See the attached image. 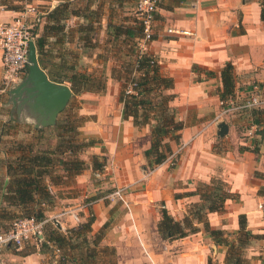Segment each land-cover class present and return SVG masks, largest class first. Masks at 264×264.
<instances>
[{
  "label": "crops",
  "instance_id": "crops-1",
  "mask_svg": "<svg viewBox=\"0 0 264 264\" xmlns=\"http://www.w3.org/2000/svg\"><path fill=\"white\" fill-rule=\"evenodd\" d=\"M263 1L158 0L152 39L143 52L156 57L161 75L173 82L165 93L174 96L170 106L176 109V119L183 128L179 144L170 142V147L175 152L185 145L173 165L165 160L144 178L152 169L143 156L151 142L148 128L138 129L131 119H123L119 97L113 119L100 115L86 122L85 134L96 136L102 141L100 146L106 149L111 161L107 172L113 174L114 188L133 186L125 196L130 213L113 211L111 219H107L109 210L114 207L95 204L90 209L95 217L93 228L103 220L111 226L113 219L103 242L116 248L118 264H207L209 259L224 264L226 246L217 245L201 227L194 234L172 241L162 239L157 232L161 209L175 221H181L187 208L199 201L197 195L190 193L213 179L223 181L235 198L226 200L221 214L207 215L209 227L237 234L238 219L243 216L245 230L263 237L253 240L255 243L251 242V246L244 249L245 258L251 264H264V236L257 210L264 199V107L218 117L222 90L220 72L226 64L233 67L234 91L230 98L234 103L243 104L254 95L264 97V21L260 17ZM15 16L14 11L0 8V26L11 22ZM85 57L92 65L90 70H96L100 59L95 55ZM23 78L6 89L3 87L0 49L1 122L15 119L3 114L2 107L4 98L7 95L11 98L9 91ZM119 88V83L113 81V95L118 96ZM11 107L18 115V102L11 103ZM253 111L262 113L259 125L254 123ZM222 124L227 131L219 136ZM99 148L91 147L95 154ZM87 174L77 177L79 185ZM7 181L6 178L5 185ZM52 189L53 193L58 190ZM55 206L47 211L48 216L61 212L58 211L61 206L56 203ZM19 259L14 264H43L39 254Z\"/></svg>",
  "mask_w": 264,
  "mask_h": 264
},
{
  "label": "trees",
  "instance_id": "trees-1",
  "mask_svg": "<svg viewBox=\"0 0 264 264\" xmlns=\"http://www.w3.org/2000/svg\"><path fill=\"white\" fill-rule=\"evenodd\" d=\"M24 3H28V0H0V8L18 11L21 8L20 5ZM64 4L61 3L56 6L48 14L50 25L44 26L43 34L35 38L39 66L47 74L50 81L58 84L68 83L73 97L84 91L100 93L105 89L104 81L101 82V78L97 79L87 72L76 70L74 63L67 65L68 57L72 55V52L66 51V49L62 51L66 42V37L62 35L64 32L63 22L68 19L69 15L75 14L69 13ZM260 17L264 21V1L261 3ZM113 30V39H117V36L121 35V27H113ZM50 38L54 41L52 44L48 43ZM142 38L136 35L133 37L137 51L133 55L132 61H129L124 67L123 78L125 79L119 94V102L122 104L123 119H131L133 126L138 129L149 127L151 142L150 147L144 152V157L147 165L153 168L162 164L172 154L169 142L179 144L180 131L183 125L176 119V109L170 106L174 96L165 93L166 90L172 88L173 82L170 78L161 75L156 57L139 50L138 41ZM77 39L83 41L86 38L78 37ZM47 46H50L49 50H45ZM134 52L132 51V53ZM53 53H56L55 56L59 59L60 65L48 71L43 68L42 60L44 58L48 60ZM71 57L72 60H77V56ZM114 73L113 71V79H123L122 75L118 73V76H115ZM220 78L222 90L219 97L220 99L230 98L234 91V75L231 64L224 66L220 72ZM261 114V111L252 112L256 125L260 123ZM6 124L13 126L16 121H0L2 128ZM53 129L56 133L54 145L41 148L37 147L36 144H20L14 149V154L9 157L10 159L2 160L6 176L0 180V201L5 205L4 207L15 208L21 214H26V216L20 215L19 217L44 219L48 210L44 209L43 206H52L55 198L50 188L62 186L61 180L73 178L86 170L87 165L78 159V155L87 148L101 144L99 140L94 138H84L80 143L76 142L77 138L81 136L78 125L74 122H68V119L57 121ZM37 132L38 134L42 133V131ZM6 134L0 133V139ZM101 153L105 152L102 150ZM105 162L104 156H101L100 162H98V156H94L92 158L93 171H102ZM6 178L8 181L5 185ZM190 195H197L199 201L188 207L187 213L181 221H175L165 209H161L160 220L157 224L159 236L169 241L182 239L196 233L199 230L198 225L201 224L217 245L228 248L224 264H232V260H235V264L241 263L240 253L250 245L251 239L257 240L263 237L246 231L245 219L240 216L238 219V238L234 243H227L224 239H219L223 236L224 231L211 229L206 218L210 213L221 214L224 211L226 200L235 198L227 185L219 179H213L209 184L199 185L196 191ZM89 214L91 216L85 223L66 230L64 234H61L54 226L46 225L44 240L38 248L34 246L24 247V249H31V252L24 256L36 251L40 254L59 252L57 264H90L94 258L92 252L77 254L81 247L88 244L96 246L101 241L100 233L94 235L91 238L92 241L88 240L87 236L91 233V225L94 221L90 210ZM0 220L6 219L0 216ZM7 226L0 227V231L5 230ZM105 226L106 224L103 228ZM234 253H237L239 259L234 257ZM207 264L217 263H212L209 259Z\"/></svg>",
  "mask_w": 264,
  "mask_h": 264
},
{
  "label": "rangeland",
  "instance_id": "rangeland-1",
  "mask_svg": "<svg viewBox=\"0 0 264 264\" xmlns=\"http://www.w3.org/2000/svg\"><path fill=\"white\" fill-rule=\"evenodd\" d=\"M136 1L137 0H28L29 5L34 8L36 16L40 17V22L35 23L34 26L32 25L30 30L33 41H35L36 37H39L43 34L44 26L50 25L48 14L61 3H65L64 5L66 6L69 13H73L79 17L75 19L73 18L75 15H69L68 19L63 22V31L65 32L62 35L63 37H66V42L63 45L62 51L66 49V51L72 52L71 56H77V60H72L71 56L68 57L69 60L67 65L74 63L76 65V70L87 72L97 79L101 78V82L104 81L105 89L102 92L92 93L84 91L75 95L74 97L72 96L73 98L70 99L65 109L57 116L56 122L59 120L68 119V122H74V124L78 125V130L81 134V136L76 140L78 143H80L84 138H94L102 143V141L96 136H88V134H85L83 128L87 121L98 118L100 115L103 116L104 119H106L107 116L108 118L113 119V113L116 110V101L119 97L123 80L125 79L123 78V72L125 71L124 67H126V64L129 61H132L133 55L137 51L133 37L135 35L142 37V31L140 32L141 27L135 14ZM157 5L158 0L156 7ZM20 7L21 8L18 11H14L16 15H18V13L25 12V3L21 4ZM29 17L32 18V16ZM113 27H121V35L117 36V39H113ZM78 37H83L86 39L79 41L77 39ZM53 42V39L50 38L48 43L52 44ZM49 47L50 46H47L45 50H49ZM132 51L135 52L132 53ZM55 55L56 53H53L52 56L48 58V60L45 58L42 60L43 68H46V70L49 71L52 70L53 67L57 68V66L60 65L59 59ZM87 55H89V57L95 55L100 59V64L95 66L96 70H90L89 66L92 67V65L86 61L88 57L85 56ZM113 71L115 72V76H118L119 73L122 75L123 79H113ZM113 81L118 82L120 85L118 96L113 95ZM108 83H110L111 86L108 87ZM61 84L69 87L68 83ZM4 101L2 113L8 114V116H15V119H9V121L14 120L16 121V124L10 126L11 124L8 125V123L4 128L0 126V133H7L0 139V180L6 176L5 167L2 164V160L6 161L11 155H13V151L15 148H17V145L36 144L37 147L41 148L47 146L49 147L55 144L54 137L56 135L55 130L53 129L55 125L37 129L34 127L35 121L31 117L29 111L24 110L20 115H16V109L11 107L8 95L6 98H4ZM87 109H91L89 110L91 112H88ZM147 128L150 135V129L149 127ZM37 131H42V133L38 134ZM109 132H111V130H109ZM95 146L100 147L96 152L97 154H95L91 148H87L78 155V159L87 165V169L79 174L83 175L85 172H88L84 182L81 185L77 183L76 179L79 175L70 179L61 180L60 183H63V185L56 187L58 188L56 193H53L52 189V193L55 195L52 206L49 207L44 205V209L50 210L53 207L56 208V203L58 206H61L60 210L58 209V211H61L59 214H61L64 212V209H78L80 206H87L86 210L83 209L79 212V216L81 218L80 225L85 223V221L91 216L89 214V210L95 204H101L104 207H114L111 208V211L109 210L108 214H110L107 215V219H111L113 211L119 212L122 210L121 212L130 213V206L129 208H126V206L120 200L111 198L113 191L117 189L114 188L115 185H113V174L110 175L107 172V165L108 163L111 164V161L108 160L106 149L103 146H100V144H96ZM102 150L105 153H101ZM94 156H98V162L101 161V156L106 158V164L102 171H93L92 158ZM154 169L155 168L148 170L144 174V178L149 177ZM132 187V185L119 187L123 188L125 191L124 198ZM62 200H64L63 204H61ZM4 206L5 205L0 201V216L5 217L6 219L0 220L1 228L9 225L8 223L15 217H19L20 215L26 216V214H21V212L15 208H7ZM90 211L93 212L92 210ZM45 217H48L47 212L45 213ZM58 219L62 225H65V230L75 227L70 217H67V215L60 216ZM103 221L105 222V220ZM129 221L131 222L130 218ZM104 222L100 225L97 224L98 226L93 228L92 226L95 223L94 217V221L91 225V233L87 236L88 240L92 241L91 238L94 235L100 233L102 237L98 245L95 246L88 244L81 247V249L77 251L78 255L81 253L84 254L86 252H92L94 258H92L90 264H118L119 260L116 248L111 244H106L103 242L104 239H106L107 231L111 229L113 219L111 220V226L110 223L108 224V222H106V226L103 228L105 225ZM48 225L53 226L50 223ZM200 227L204 230L201 224L198 225V229ZM55 228L59 230L57 226ZM59 232L61 234L65 233L61 230H59ZM205 234L213 241L212 237H210L208 233L205 232ZM238 235L239 234L234 232L226 231L222 237H219V239H224L227 243H234L236 242ZM251 242L255 243L252 239ZM28 252H31V249L27 248L17 250L13 247L10 249H0V264H14L15 262H19V258L25 257L24 255ZM31 254H39L41 256L40 261L43 264H57L56 261L59 252L53 254H40L38 251H36ZM234 254V257L237 258V253ZM245 254V250L241 251L239 256L241 263L239 264H251V262L245 258ZM262 256L264 257V254ZM231 262L232 264H235V260H232ZM212 263L215 262L212 261Z\"/></svg>",
  "mask_w": 264,
  "mask_h": 264
},
{
  "label": "built area",
  "instance_id": "built-area-1",
  "mask_svg": "<svg viewBox=\"0 0 264 264\" xmlns=\"http://www.w3.org/2000/svg\"><path fill=\"white\" fill-rule=\"evenodd\" d=\"M156 3L157 0H137L135 4V14L143 37L138 41V48L142 52L145 50L146 44L152 39ZM29 16H32V18ZM37 22H40V17L36 16L34 8L29 3H25V12L18 13L11 22L0 26L3 87L5 89L12 82L23 78L27 74L28 46L29 42L33 41L30 30L32 25L34 26ZM168 32L171 33L172 31L168 30ZM182 34H186V32ZM219 106L221 111L218 117H223L228 113L240 112L244 109L264 107V97L254 95L243 104L234 103L231 98L221 99ZM215 122L216 120L213 121V123ZM184 146H179L175 152H172L166 158V161L173 165V160ZM50 191L52 193V188H50ZM124 192L123 188H117L113 191L111 198L120 200L126 208H129L128 202L124 198ZM83 209L86 210L87 206H80L78 209H67L61 214L50 215L42 220H37L34 217H17L9 223L5 230L0 231V249L13 247L17 250H22L26 246L38 248L44 240L46 225L49 223L55 227L59 225V230L66 232L58 218L67 215L73 225L78 227L81 223L79 212ZM257 210L262 224L261 234L264 236V199L259 202Z\"/></svg>",
  "mask_w": 264,
  "mask_h": 264
},
{
  "label": "water",
  "instance_id": "water-1",
  "mask_svg": "<svg viewBox=\"0 0 264 264\" xmlns=\"http://www.w3.org/2000/svg\"><path fill=\"white\" fill-rule=\"evenodd\" d=\"M28 69L26 76L12 90L9 91L13 105L18 102V114L29 111L37 129L51 127L56 123L57 116L62 112L70 99L72 91L69 87L52 82L41 69L37 60L35 42L28 46ZM219 136H223L227 128L219 125ZM60 229V226H57Z\"/></svg>",
  "mask_w": 264,
  "mask_h": 264
}]
</instances>
